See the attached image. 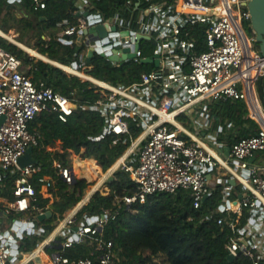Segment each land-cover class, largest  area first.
Returning a JSON list of instances; mask_svg holds the SVG:
<instances>
[{"label": "built area", "instance_id": "obj_1", "mask_svg": "<svg viewBox=\"0 0 264 264\" xmlns=\"http://www.w3.org/2000/svg\"><path fill=\"white\" fill-rule=\"evenodd\" d=\"M246 1L178 0L176 6L168 10L152 6L146 13L152 14L154 20L148 23L139 21V30L136 31L123 26L122 20L113 25L100 14H91L116 26L117 31L109 32L105 39L85 36L89 29V19L85 17L76 25L64 28L63 36L74 38L79 46L96 48V43L101 42L105 47L106 40V44H120L131 52L135 46L131 39L138 33L149 37L156 33L159 45L154 55H160V66L154 71L144 72L141 80L130 86L101 85L83 76L88 68L87 54L83 52L77 55L78 59L72 66L63 68L104 89L102 97L93 105L82 106L83 109L100 112L106 120L103 134L97 139L114 135L125 142L132 136L131 120L136 127L144 124L145 129L134 146L139 148L138 163L132 164L127 162V158H121L107 174L102 173V179L94 180L96 185L68 214L63 217L56 214L49 225L51 230L45 223H38L41 217L51 213L50 205L59 189L56 183L63 181L71 186L78 180L91 181L86 168L78 166L77 172L76 163L65 164L61 159H53L49 171L43 174L45 168L35 158L25 167L19 165V160L30 148L34 150L42 138L38 131L32 129L35 118L49 111L55 113L60 121L67 122L77 109L75 97L55 92L41 79L35 81L34 74L38 68L24 65L19 57L0 46V173L16 176L12 181L15 200L0 214V264H42L39 258L49 248L52 250L51 264H124L113 241L105 238L109 222L116 218L122 206L129 208L137 203L144 204L149 196L156 193L181 190L190 192L194 207L199 210L220 190L221 205L206 213L205 219L210 221L222 214L224 217L218 219V224L227 222L236 232L235 239L227 247L229 255L234 259L241 256L249 258L251 264H264L262 247L246 229L255 223L253 213L264 210V166L251 162L258 152L264 151V56L257 47L256 34L248 35L244 27L245 22L251 23V14L244 5ZM7 2L21 4L22 0ZM181 4L197 12L182 11L179 8ZM45 8L44 1L35 7ZM188 23L206 25V50L197 52L196 43L183 38L182 29ZM125 31L131 35L122 41L121 33ZM117 54L121 56V53ZM137 59H143L141 50L137 52ZM153 88L158 90L157 95L153 94L155 103L131 92L135 89L151 93ZM222 98L244 99L251 118L261 128L258 134L241 138L230 146L228 159L219 157L211 146L175 122L178 115L197 105L207 109L208 101L211 103ZM176 100L179 101L177 108ZM141 109H145L147 114L143 115ZM118 169L129 174L137 187L135 194L116 197L113 203L116 211L104 208L95 214L85 212L84 209L91 206L94 194H111L107 183ZM83 170L85 175L79 178ZM214 170L224 177L213 176ZM231 181L236 184L232 185ZM236 186L240 191L233 201L230 195ZM39 193L51 200L44 208L36 205ZM244 210L249 214L248 223L238 228ZM6 220H11L10 227L6 226ZM28 236H36L40 240L26 241ZM77 246H85L89 254L70 255Z\"/></svg>", "mask_w": 264, "mask_h": 264}, {"label": "trees", "instance_id": "obj_2", "mask_svg": "<svg viewBox=\"0 0 264 264\" xmlns=\"http://www.w3.org/2000/svg\"><path fill=\"white\" fill-rule=\"evenodd\" d=\"M22 1L23 8L39 18L44 17L47 23L49 38H40L34 50L52 61L71 66L78 59L77 55L82 51V46L65 44L59 40L58 34L64 28L78 23L81 10L76 0H45L46 8L39 11L34 9L36 0ZM88 1L90 6L86 11L100 14L105 20L119 16L123 26H129L135 31L139 30L140 16L152 6L168 10L178 3V0ZM7 8V1L0 0V18L7 12ZM153 17L152 14L146 15L145 22H150ZM182 31L183 38L191 39L196 43L197 52L207 49L205 24L188 23ZM3 32L9 34L10 30ZM158 45V35L153 33L150 39L141 42V57H152ZM0 46L19 57L24 65L36 66L38 71L34 74L35 81L41 79L55 92L69 98L75 97L77 109L67 122L60 121L55 113L49 111L42 112L33 122V131L36 129L42 135L39 145L34 148V155L45 168L43 174L49 171L53 159H61L65 164L70 163L69 151L80 154L82 159L87 160L86 168L87 165L95 164L105 172L126 153L130 140L124 142L114 135L97 139L103 134L106 120L100 112L82 108L84 105H93L102 97L103 88L90 80L84 81L51 63L31 56L1 35ZM87 65L88 76L113 86H129L137 83L144 72L157 69L155 64H142L141 59L117 64L98 54H95ZM209 104L211 124L209 131L216 135L218 142L232 146L241 138L251 137L261 131L260 125L251 118L244 99L222 98L213 100ZM220 128L223 130L220 131ZM140 132L141 129L131 123L132 137L136 138ZM57 141L62 142L60 150L46 152L45 147L56 148ZM258 154L264 159V151ZM84 163L85 161L77 164L84 166ZM86 175L89 179H99V176L92 175L88 168ZM0 178L7 183L5 194L12 197V181L16 176L0 173ZM108 185L111 194L109 196H104L100 192L94 194L91 206L85 208V212L95 214L104 208L116 211L117 208L113 204L116 197L131 196L137 190L129 174L124 170H118L114 180L108 182ZM57 187L62 193L59 200L50 205L52 216L45 219L48 221L55 219L56 214L63 217L80 202L86 194L88 184L86 180H78L76 184L69 186L59 181ZM234 189L235 192L240 191L239 186ZM50 202V199L38 194L36 203L38 207L44 208ZM221 203L220 190L209 198L202 210L194 207V200L188 191L156 193L149 196L144 204L137 203L129 208L122 206L116 218L107 225L105 238L113 241L124 264H251V260L243 256L233 261L229 260L227 247L235 239L236 232L227 222L218 224V219L224 217L222 214L210 221L205 219L206 213L217 209ZM248 217L249 214L244 210L238 228L247 225ZM88 254L85 246H77L70 251L72 256ZM257 254L255 251V256ZM262 262L264 263V259Z\"/></svg>", "mask_w": 264, "mask_h": 264}, {"label": "crops", "instance_id": "obj_3", "mask_svg": "<svg viewBox=\"0 0 264 264\" xmlns=\"http://www.w3.org/2000/svg\"><path fill=\"white\" fill-rule=\"evenodd\" d=\"M40 1H44L45 2V0H36L35 7L39 4ZM22 4H23V1H22L21 4H12L11 5V4L8 3L7 12L0 18V31L2 30L1 32H3V31L7 32V31L10 30L9 34L13 36L12 38H14V40H10L9 38L4 37L1 33H0V35L2 37L6 38L7 40H9L10 42H12L13 44L19 46L21 49H22L21 45H23L25 47L28 46L27 48L31 47V49L34 50V47H35V45L37 44V42L39 41L40 38H44V39H46L47 37L49 38V36H48L49 34L47 33L46 19L44 17L39 18L38 16L34 15L32 12L27 11L25 8H23ZM76 4L78 5V7L81 10L79 15L80 14H84L86 12H89V11H86V9H88V7L90 6V2L88 0H76ZM35 10L39 11V10H43V9H35ZM144 15H141L140 18H139V21L142 22V23L145 22L146 15H150V14L145 12ZM154 18L155 17H153L152 20H154ZM81 19H82V17H79V21ZM120 20H121L120 17L117 16L114 19L106 20V21L111 22L113 25H118ZM63 30H61L59 32V34H58L59 40L61 42L65 43V44H70L68 42H74L73 44L78 45L74 38L64 37L63 33H62ZM28 37H29V39H26ZM23 50L26 51L24 48H23ZM81 52H83L84 54H87L88 48H87L86 45L82 46V51ZM38 54L41 55L40 53H38ZM31 55L35 56L36 58H39V59H41V60H43L45 62L51 63V64H53V65H55V66H57V67H59L61 69H63L64 67H70V66L62 65L59 62L52 61L48 57L43 56V55H41L42 57L36 56V55H33V54H31ZM84 76L87 77L90 80L94 79L91 76H87V75H84ZM104 84H108V83H104ZM131 92H133V94H135L137 96H140L141 98L145 99L149 103H155L156 102L155 95L158 94V90L156 88H153L151 93L150 92L149 93L144 92L143 90L142 91H137L135 89H131ZM153 94H155V95H153ZM178 106H179V101L176 100L175 108H177ZM199 107H200V105H197L196 108H193L189 112H186V113H183L181 115H178V117L176 118L175 122L178 125H181V127L185 128L187 131H189V132L193 133L194 135H196L198 138H200L206 144L211 146L214 149L215 153L219 157L224 158V159H228L229 153H228L227 150H228V148H230V146L228 144H226V143L218 142L216 135L210 133L209 130L211 128V124L209 122V120H210L209 117L207 118V115H208V112H209L208 108L204 109L202 106H201V108H199ZM141 112H142L143 115L147 114V111L145 109H141ZM202 113H204L205 115L204 116L201 115ZM188 118L191 120V122H190V125L192 126L191 129L187 128L182 123V120H184V119H187V123H188ZM131 123H133V120H131ZM138 128L141 129V132L139 133V135L136 138H133L131 136L130 138L126 139L125 142H127V140H130V146H129L128 150L126 151V153L121 157V158H127V162L132 163V164H137L138 163L139 148H134V146L136 145L137 140L140 139V135L143 133V131L145 129V125L142 124V126H140ZM222 130L223 129L220 128V131H222ZM34 131H37V130L35 129ZM183 137H185V135H183ZM61 144H62L61 141H57V147L56 148H52L50 146H46L45 150H46V152H54V151L60 150ZM258 153L256 154V156L254 158V162H252V163L255 164L256 166L263 167L264 166V159L262 157H260ZM69 154L70 155L74 154L76 156V153L73 152V151H69ZM32 158H35L34 150H33ZM117 162L115 163V165L117 164ZM95 163L97 164V162H95ZM76 166H77L76 167V170H77L78 169V164L77 163H76ZM84 166H86V161L84 163ZM100 170L102 171V173H104L101 167H100ZM86 172H87V168H86ZM212 174H213V176L217 175L218 178H223L224 177V176L218 175V170H214ZM102 177H104V176L102 175ZM90 180L94 181V180H97V179H90ZM108 182H110V180ZM57 185H58V182L56 183V186ZM12 186H13V182H12ZM6 189H7V183L4 182L0 178V214H2V211L5 208L10 207L11 204L15 200L14 195H12V197H9L7 194H5ZM61 193H62L61 189H57V191L55 193L56 196L54 198V201L59 200V198L61 196ZM230 198L233 201H235L238 198V192H235L234 189H233L232 192H231ZM68 212L66 214H68ZM253 215L255 217V223H254V225L246 226V229L248 230L249 233L253 234V236L255 237V240L258 241L259 246H261L263 251H264V210H262V212L255 211L253 213ZM44 221H46L45 225H47V226L52 224V221H48V220H44ZM49 227H51V226H49ZM50 251L52 252L51 248H49L45 253H42V255L40 256L39 260H40V262L42 264H51L50 258H49L50 257Z\"/></svg>", "mask_w": 264, "mask_h": 264}, {"label": "water", "instance_id": "obj_4", "mask_svg": "<svg viewBox=\"0 0 264 264\" xmlns=\"http://www.w3.org/2000/svg\"><path fill=\"white\" fill-rule=\"evenodd\" d=\"M244 5L249 9V12L251 14V26L256 34V39L259 45L260 52L262 56H264V0H248L244 2ZM80 17L88 18V26L89 29L85 31V36H91L95 38H103L105 39L109 32H116L117 28L116 26L111 25L109 22H103V19L101 17L95 18L92 17V15L89 12H86L84 14H80ZM130 32H122V41L126 40V37L130 36ZM150 39L149 36L143 35L138 33L136 37L132 38L131 40L135 42L134 51L131 52V49L124 48L120 44H106L107 41L105 40V47L101 46V42H97V47H90L87 52L86 61L87 63H90L92 61V58L95 56V54L101 55L102 57L107 58L108 60L114 62V63H123L127 62L133 59H137V52L140 50L141 42L144 40ZM23 49V48H22ZM27 51V50H26ZM117 53H121V56H119ZM142 64H155L156 67L160 66V55L155 54L152 57H147L141 59ZM229 153V148H228ZM33 149L30 148L28 152L19 160V165L21 167H25L28 164L34 162L32 158ZM251 162H254V159L251 160ZM215 180V178H214ZM232 185H235V181L230 182ZM213 187H215V183H212ZM214 193V192H213ZM52 214L48 213L45 217H41L40 220L44 221L46 218H51ZM210 217H208V220ZM229 260L233 261L234 256L229 255Z\"/></svg>", "mask_w": 264, "mask_h": 264}, {"label": "rangeland", "instance_id": "obj_5", "mask_svg": "<svg viewBox=\"0 0 264 264\" xmlns=\"http://www.w3.org/2000/svg\"><path fill=\"white\" fill-rule=\"evenodd\" d=\"M244 27H245V29H246V32L248 33V35H253L254 34V31H253V29H252V26H251V23H249V22H245L244 23ZM20 32V31H19ZM21 33V32H20ZM10 35V34H9ZM11 37H13L12 35H10ZM14 39V38H13ZM26 39H29V37L28 38H26ZM258 48H259V45L257 46ZM28 52V51H27ZM29 53V52H28ZM30 55H31V53H29ZM32 56V55H31ZM83 74L84 75H87V69L86 70H84V72H83ZM88 76V75H87ZM82 80H84V81H86V80H88V79H86V78H81ZM208 103H210L209 101L207 102V108H208V111H209V105L210 104H208ZM202 107H203V105H202ZM199 108H201V105H200V107ZM208 117H209V112H208ZM190 122H191V120L188 118V123H187V119H184V120H182V123L187 127V128H189V129H191L192 128V126L190 125ZM209 122H210V120H209ZM84 151V150H83ZM70 160H71V163L73 164V163H79V162H83V161H85L84 159H82V156L80 155V154H76V156L74 155V154H71L70 155ZM87 161V160H86ZM115 165V164H114ZM113 165V166H114ZM112 166V167H113ZM111 167V168H112ZM85 168H86V166H85ZM88 168V167H87ZM110 168V169H111ZM118 170H120V169H118ZM117 170V171H118ZM86 171V170H85ZM85 171L83 170V171H81L80 172V174L78 175L79 176V178H81V176L82 175H85ZM109 171V170H108ZM108 171H103L104 172V174H107L108 173ZM116 171V172H117ZM116 172L115 173H113V175H111V179H109L110 181H112V180H114V178H115V174H116ZM102 176V175H101ZM99 180H100V178H99ZM87 182H88V187H87V189H86V193L89 191V190H91L92 189V187L93 186H95L96 185V182L95 181H88L87 180ZM43 192H44V190H43ZM6 223V226H8V227H10L12 224V222H11V220H6L5 221ZM44 223H46V221H40L39 223H38V225H42V224H44ZM47 228L49 229L50 228V230L52 229V227H49V226H47ZM33 238L34 239H36V240H40V238L39 237H30V236H28V237H26V241H32L33 240ZM35 245L33 244V247H34ZM52 252L50 251V254H51Z\"/></svg>", "mask_w": 264, "mask_h": 264}, {"label": "bare ground", "instance_id": "obj_6", "mask_svg": "<svg viewBox=\"0 0 264 264\" xmlns=\"http://www.w3.org/2000/svg\"><path fill=\"white\" fill-rule=\"evenodd\" d=\"M179 8L182 10V11H187V12H192L193 10L192 9H190V8H186V7H184L182 4L179 6ZM193 12H197V10L196 11H193ZM0 33L4 36V37H6V38H9L10 40H14L9 34H5V33H3V32H1L0 31ZM22 46V48H24L25 50H27L29 53H31V54H33V55H36V56H40V57H42L41 55H39L36 51H34V50H32L31 48H27V47H25V46H23V45H21ZM66 68V67H65ZM84 76V75H83ZM94 82H96V83H99V84H101V85H105L104 83H102V82H100V81H98V80H95V79H92ZM88 167V169H89V172L92 174V175H98L99 176V178L101 179L102 178V171L100 170V167H98L97 165H95V164H92V165H88L87 166Z\"/></svg>", "mask_w": 264, "mask_h": 264}]
</instances>
